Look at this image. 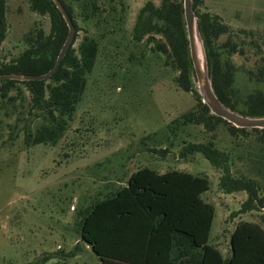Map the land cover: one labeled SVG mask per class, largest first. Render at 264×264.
<instances>
[{
    "label": "rangeland",
    "instance_id": "rangeland-1",
    "mask_svg": "<svg viewBox=\"0 0 264 264\" xmlns=\"http://www.w3.org/2000/svg\"><path fill=\"white\" fill-rule=\"evenodd\" d=\"M65 1L80 27L74 46L89 35L99 42L100 51L69 127L54 145L26 144V133L35 132L45 117L32 105L25 84L5 94L0 83V264H121L112 262V255L100 257L83 239L79 216L143 167L209 178L210 189L202 197L216 208L212 243L216 235H225L228 246L241 221L264 227V208L244 210L247 193H225L219 170L201 152L180 155L190 143L213 141L231 155L235 173L255 176L252 158L261 146L254 133L234 137L225 123L213 131L185 123L184 116L196 108L194 93L178 85L180 72L166 64L165 55L152 51L147 37L133 39L138 14L148 0H90V5L87 0ZM198 10L220 16L229 27L219 42L231 36L239 45L232 56L235 88L246 94L257 86L250 70L264 54V0H203ZM4 16V61L26 49L27 33L51 29L50 17L34 12L28 0H6ZM164 149L165 156L156 151ZM45 257L51 258L45 262Z\"/></svg>",
    "mask_w": 264,
    "mask_h": 264
},
{
    "label": "trees",
    "instance_id": "trees-1",
    "mask_svg": "<svg viewBox=\"0 0 264 264\" xmlns=\"http://www.w3.org/2000/svg\"><path fill=\"white\" fill-rule=\"evenodd\" d=\"M34 12L48 15L51 29L37 28L27 33L26 49L9 60L0 58V75L7 73L43 74L55 65L65 43L69 27L53 0H28ZM75 23L74 9L61 0ZM113 1V0H112ZM90 0L86 4H91ZM203 0H193L200 33L208 59L212 86L220 101L245 116L264 117V54L257 67L250 70L256 87L246 94L235 88L237 67L233 54L239 45L229 36L230 29L221 17L198 8ZM5 5L0 0V42L5 39ZM95 5V4H93ZM160 35L161 38L156 36ZM148 38L152 51L166 56V64L179 71L178 85L193 92L196 108L184 116L186 124H203L213 131L220 123L228 126L232 136L254 133L261 151L252 158L253 175L237 174L231 155L218 149L213 141L190 143L181 151L182 158L201 152L220 172V187L228 194L245 191L244 210L264 208V128H242L213 113L196 87L186 27L184 0H148L141 8L133 30L137 42ZM72 46L61 66L46 80H0L9 92L18 83L26 85L32 105L43 113L44 122L35 132H27V145L57 144L65 135L70 121L82 100L100 51L99 42L86 35L78 48ZM264 47V43H263ZM165 156L167 149L156 150ZM207 176L179 170L159 172L143 167L129 177L127 184L94 201L80 212L78 230L100 256L111 257L115 237L144 243V264H264V228L253 221L239 222L231 235V255L209 243L215 206L203 199L210 189ZM51 258V257H50ZM50 258H44L48 261ZM39 264V263H36Z\"/></svg>",
    "mask_w": 264,
    "mask_h": 264
},
{
    "label": "water",
    "instance_id": "water-1",
    "mask_svg": "<svg viewBox=\"0 0 264 264\" xmlns=\"http://www.w3.org/2000/svg\"><path fill=\"white\" fill-rule=\"evenodd\" d=\"M57 8L62 13L64 19L69 27V33L65 40V43L56 59L55 65L48 72L43 74H26V73H7L1 74L0 80L3 79H13V80H46L50 78L61 66L63 59L68 53L70 47L72 46L75 34L76 26L68 13L65 5L61 0H53ZM184 12L186 27L188 31V38L190 44V54L191 60L194 66L195 76H196V87L203 97V101L209 106L211 113L224 118L228 122L232 123L237 127L244 128H264V117H250L242 115L238 112L225 106L212 86V80L210 77L209 66L207 54L205 51L203 39L200 33L197 15L193 8V0H184ZM199 42L201 44V49L203 53V59H201V50L199 47Z\"/></svg>",
    "mask_w": 264,
    "mask_h": 264
},
{
    "label": "crops",
    "instance_id": "crops-1",
    "mask_svg": "<svg viewBox=\"0 0 264 264\" xmlns=\"http://www.w3.org/2000/svg\"><path fill=\"white\" fill-rule=\"evenodd\" d=\"M153 169H155V168H153ZM155 170H157V169H155ZM161 173H163V172H161ZM213 224H214V222H213ZM212 228H213V226H212ZM234 230H235V228H234ZM233 231L229 235L228 246H227V238L224 237L225 235L222 236V239L217 238V235H216L213 238V243L211 242V235H210L209 243L211 245H213L214 247L218 248L221 251V253L223 254L225 259H227V256L231 255L230 240H231V235H232ZM211 233H212V230H211ZM145 251H146V247H145L144 243H140V242L129 240V239L126 240V239L120 238V237H115V244H114V247L112 249V262L117 261V262H120L121 264H144ZM100 257L103 258V256H100Z\"/></svg>",
    "mask_w": 264,
    "mask_h": 264
},
{
    "label": "bare ground",
    "instance_id": "bare-ground-1",
    "mask_svg": "<svg viewBox=\"0 0 264 264\" xmlns=\"http://www.w3.org/2000/svg\"><path fill=\"white\" fill-rule=\"evenodd\" d=\"M199 47H200V50H201V59H203V53H202V49H201V44H200V42H199Z\"/></svg>",
    "mask_w": 264,
    "mask_h": 264
}]
</instances>
